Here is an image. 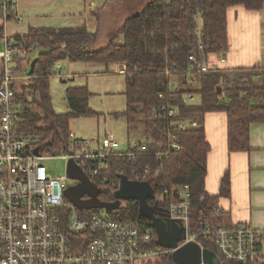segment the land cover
<instances>
[{
	"label": "trees",
	"instance_id": "1",
	"mask_svg": "<svg viewBox=\"0 0 264 264\" xmlns=\"http://www.w3.org/2000/svg\"><path fill=\"white\" fill-rule=\"evenodd\" d=\"M239 5L250 12L260 11L264 8V0H154L140 14L128 18L119 29L123 44L111 43L100 50L88 49L96 35L86 26L32 28L27 35L12 37L15 47L26 52V57L17 56V61L21 63L20 70L29 77L15 84L16 105L22 119L20 128L41 134V148L51 154L70 152L73 118L99 116L89 106L92 94L88 87H69L66 91L69 112H55L50 79L55 74L56 64L68 60L126 66L124 95L127 107L113 116L129 121L143 118L145 139L138 142V146H146L147 150L134 158L126 152L113 156L109 171L99 175L100 179L108 176L110 182L101 186L91 182L86 172L70 162L75 176L69 173V163L68 173L74 182L68 188L65 200L72 202L80 214L107 209L114 219L134 220L140 227L152 229V246L169 250L158 245L156 228L153 221L142 214L140 203L118 197L124 181H144L152 191L147 200L149 205L166 210L179 201L176 189L190 186L192 232L201 233L202 223L215 227L232 225L229 215L219 206L220 197L229 196L228 176L222 180L219 195L210 196L206 192L210 144L206 140L205 119L213 112L225 113L229 151L249 152L252 125L264 124V71L255 67L212 69L204 73L197 70L190 57L195 56L198 62L207 60L209 64L211 55L226 57L229 50L227 10ZM2 34L3 28H0V36ZM35 59L34 72L29 73ZM175 84L177 86L173 88ZM186 94L198 97V102L184 103ZM31 104L38 111H33ZM162 106L176 108L178 116L162 119L159 111ZM185 120L197 122L198 128L175 132L176 139L172 142L179 147L175 149L169 139L170 121ZM131 150L136 151L137 146ZM94 191L99 192L96 198ZM93 199L99 205H84L83 202L89 203ZM197 240L204 249L218 256L214 241L203 236ZM161 264H176L172 253L162 255Z\"/></svg>",
	"mask_w": 264,
	"mask_h": 264
},
{
	"label": "built area",
	"instance_id": "2",
	"mask_svg": "<svg viewBox=\"0 0 264 264\" xmlns=\"http://www.w3.org/2000/svg\"><path fill=\"white\" fill-rule=\"evenodd\" d=\"M114 1L93 0L88 8L97 9ZM0 20L4 24L22 22L17 0H0ZM15 44L7 34L0 36V264H140L145 259L174 252L153 247V230L140 227L134 220L114 219L107 209L80 214L72 202L65 200L70 182L74 181L68 172L62 177H52L45 161L62 157L68 165L75 163L91 182L101 186L110 182L108 176L100 179L99 175L109 171L120 144L109 134L92 148L91 143L70 132V152L57 155L41 148V134L22 131L15 84L23 79L17 56L25 58L26 52ZM190 60L201 72L212 70L207 60L198 62L193 55ZM169 74L167 70L168 77ZM183 99L186 104L199 100L192 94L184 95ZM159 111L164 120L178 116L177 109L171 106H162ZM170 128L172 147L179 149L172 142L176 139L175 132L197 129L198 123L170 121ZM136 146V151L131 150ZM146 150V146L136 143L125 152L134 158ZM175 193L179 201L167 210L170 219L180 222L186 230V240L181 245L193 242L204 249L197 240L203 236L215 242L221 263H262L264 230L245 222L230 227L202 223L203 231L194 233L189 223L190 186L179 187Z\"/></svg>",
	"mask_w": 264,
	"mask_h": 264
},
{
	"label": "rangeland",
	"instance_id": "3",
	"mask_svg": "<svg viewBox=\"0 0 264 264\" xmlns=\"http://www.w3.org/2000/svg\"><path fill=\"white\" fill-rule=\"evenodd\" d=\"M92 1L24 0L25 7L20 8L19 6V16L22 18V22L9 21L4 24L0 20V26L5 28L3 34L16 36L27 35L30 27L36 26L64 28L86 25L88 31L96 35V39L88 45V49L100 50L111 43L123 44L124 39L122 35L118 34L119 29L128 18L140 14L154 0H116L90 10L88 7ZM19 3L21 0H18ZM34 54L36 55V53ZM26 60H23V64L26 63ZM54 72L55 74L50 79V95L56 113L66 114L70 110L66 101L67 89L84 85L88 86L89 92L92 94L89 100L90 108L99 113V116L79 117L71 120V132L77 138L88 141L91 143V147L95 148L98 141L101 143L107 135L111 134L120 144L119 152H125L133 144L144 141L143 118L129 121L125 117L116 119L113 116L115 113L124 112L127 107L124 95L125 77L118 73L114 65L72 63L62 60L56 64ZM27 74L22 72L23 79L20 81L27 80ZM74 74L76 75L75 80L72 78ZM31 107L33 111H38L35 105L31 104ZM45 165L52 177H62L68 172V161L62 157L50 158L45 161ZM123 185L120 189L121 196L127 194L128 191L139 192L142 212L148 214L145 200L151 195L149 185L144 181L139 182V185L127 182H124ZM137 188H140V191L136 190ZM174 253L172 252V256L175 262L180 264L179 256ZM140 264H161V257H151L143 260Z\"/></svg>",
	"mask_w": 264,
	"mask_h": 264
},
{
	"label": "crops",
	"instance_id": "4",
	"mask_svg": "<svg viewBox=\"0 0 264 264\" xmlns=\"http://www.w3.org/2000/svg\"><path fill=\"white\" fill-rule=\"evenodd\" d=\"M23 1L18 4V11L19 6L25 7ZM82 26L86 25L76 27ZM227 27L229 50L223 58L225 62H221L222 57L211 55L210 68L226 70L256 67L264 71V8L253 12L241 5L229 8ZM32 28L53 27H30ZM114 68L125 77V65H114ZM75 76L74 74L72 78ZM205 127L206 140L210 144L205 178L206 192L210 196L219 195L222 180L228 176L230 192L229 196L220 197V209L229 215L232 224L245 222L258 230H264V124L252 125L249 152L233 153L228 148L225 113L213 112L206 115ZM262 254L261 264H264V247Z\"/></svg>",
	"mask_w": 264,
	"mask_h": 264
},
{
	"label": "water",
	"instance_id": "5",
	"mask_svg": "<svg viewBox=\"0 0 264 264\" xmlns=\"http://www.w3.org/2000/svg\"><path fill=\"white\" fill-rule=\"evenodd\" d=\"M36 64H37V59H35L31 64L30 73L34 72V68ZM73 171H74V167L70 163L69 173L73 174ZM73 175L75 176V174ZM124 182L129 183L128 181H124ZM129 184L139 185V183H131V182ZM136 190L140 191V188H137ZM138 193L139 192L128 191L127 194H124V196L123 195L121 196L119 192L118 197L122 199L123 198L133 199L140 203L141 200L138 196ZM93 194H94V198H96L99 195V192L94 191ZM151 196L152 195H150L148 198H150ZM147 200H145L147 202V206L145 205L144 206L148 214L142 212V206H141L142 214L148 216L153 221V225L156 228V231L159 236L158 245L162 247H167L170 250H174L175 252L174 255L177 253V255L180 258V264H224L220 262V259L218 258V256H216L212 251H210L209 249H201V247L197 243L189 242L186 245H181V243L186 240V230L183 227V225L178 221L175 222L174 220H171L168 214V210L161 209L157 206L149 207L150 205L148 206ZM75 201L76 203H79V205L82 204L78 200H75ZM83 203L84 205H87V206L92 205V203L94 204V206L99 205L96 199H93V201L89 203L87 202H83ZM118 207L119 205L117 206V208ZM155 212L159 213L163 219L156 220L154 217ZM175 225H177V228H178V239L175 238V235H176V232L174 231ZM176 264H179V263H176Z\"/></svg>",
	"mask_w": 264,
	"mask_h": 264
},
{
	"label": "flooded vegetation",
	"instance_id": "6",
	"mask_svg": "<svg viewBox=\"0 0 264 264\" xmlns=\"http://www.w3.org/2000/svg\"><path fill=\"white\" fill-rule=\"evenodd\" d=\"M150 207H154V206H150ZM154 217H155L156 220L163 219L162 216L159 213H156V212L154 214ZM174 231L176 232V235L174 233L173 234L175 235V238L178 239V228H177V225H175V230Z\"/></svg>",
	"mask_w": 264,
	"mask_h": 264
},
{
	"label": "bare ground",
	"instance_id": "7",
	"mask_svg": "<svg viewBox=\"0 0 264 264\" xmlns=\"http://www.w3.org/2000/svg\"><path fill=\"white\" fill-rule=\"evenodd\" d=\"M146 145V144H145ZM220 257V256H219Z\"/></svg>",
	"mask_w": 264,
	"mask_h": 264
}]
</instances>
